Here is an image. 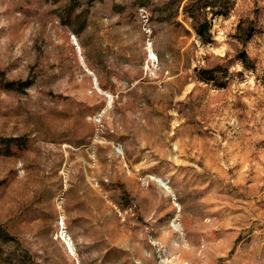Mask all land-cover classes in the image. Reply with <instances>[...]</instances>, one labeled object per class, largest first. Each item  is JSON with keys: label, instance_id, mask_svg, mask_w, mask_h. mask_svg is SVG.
I'll return each mask as SVG.
<instances>
[{"label": "rangeland", "instance_id": "374dc122", "mask_svg": "<svg viewBox=\"0 0 264 264\" xmlns=\"http://www.w3.org/2000/svg\"><path fill=\"white\" fill-rule=\"evenodd\" d=\"M198 1L0 0V264H264V0Z\"/></svg>", "mask_w": 264, "mask_h": 264}, {"label": "trees", "instance_id": "16d2710c", "mask_svg": "<svg viewBox=\"0 0 264 264\" xmlns=\"http://www.w3.org/2000/svg\"><path fill=\"white\" fill-rule=\"evenodd\" d=\"M218 2L214 0H200V2L188 3L184 10L188 17L192 20L194 28L196 29L197 34L203 37L209 29V22L207 19L208 14L215 13V15H223L227 13L228 8L219 6V11H215L218 8ZM226 8L227 10H225ZM27 84V83H26ZM24 84V86L26 85ZM17 83L11 82L7 85L10 89L19 90Z\"/></svg>", "mask_w": 264, "mask_h": 264}]
</instances>
